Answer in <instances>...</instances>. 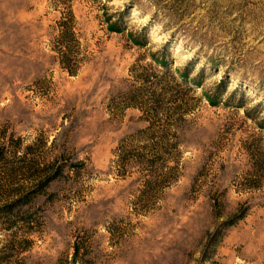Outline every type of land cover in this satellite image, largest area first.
<instances>
[{
  "label": "rangeland",
  "instance_id": "374dc122",
  "mask_svg": "<svg viewBox=\"0 0 264 264\" xmlns=\"http://www.w3.org/2000/svg\"><path fill=\"white\" fill-rule=\"evenodd\" d=\"M0 264H264V0H0Z\"/></svg>",
  "mask_w": 264,
  "mask_h": 264
},
{
  "label": "trees",
  "instance_id": "16d2710c",
  "mask_svg": "<svg viewBox=\"0 0 264 264\" xmlns=\"http://www.w3.org/2000/svg\"><path fill=\"white\" fill-rule=\"evenodd\" d=\"M151 85H152V88L154 89H156V83L155 82H151ZM133 106H136V105H133Z\"/></svg>",
  "mask_w": 264,
  "mask_h": 264
}]
</instances>
